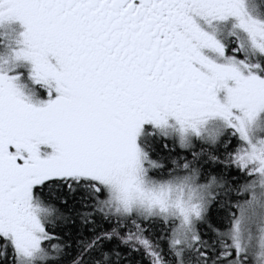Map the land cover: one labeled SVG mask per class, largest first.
I'll return each mask as SVG.
<instances>
[{"label": "snow or ice", "instance_id": "6c2138e0", "mask_svg": "<svg viewBox=\"0 0 264 264\" xmlns=\"http://www.w3.org/2000/svg\"><path fill=\"white\" fill-rule=\"evenodd\" d=\"M0 264H264V0H0Z\"/></svg>", "mask_w": 264, "mask_h": 264}]
</instances>
